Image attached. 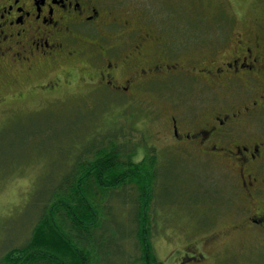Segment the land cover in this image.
Wrapping results in <instances>:
<instances>
[{"label": "rangeland", "instance_id": "obj_1", "mask_svg": "<svg viewBox=\"0 0 264 264\" xmlns=\"http://www.w3.org/2000/svg\"><path fill=\"white\" fill-rule=\"evenodd\" d=\"M150 4L154 15L139 16L141 21L160 31L170 42L185 41L189 48L183 57H191L196 51L199 54L196 46L214 41L217 33L221 37L222 28L264 35V0H151ZM129 7L124 6V10L132 12ZM83 67L76 57L65 62L61 70L70 85H64L54 96L30 88L47 78L49 71L31 78L20 76L13 90L30 92L21 100L7 95V103L0 106L7 107L0 110V264L10 248L30 237L39 204L34 198L43 180L67 172L76 158L74 154L72 159V154L82 146L92 147L100 126V138L120 128L122 138H117L118 142L126 141L127 147L140 151L136 161L144 158L143 145L150 147V155L158 152L161 158V188L158 197L153 191L149 212L158 223V228H152V241L162 263L182 264L184 257L190 256L187 264H264V237L231 229L230 212L238 198L231 197L226 168L206 157L165 148L167 111L173 103L181 104L180 108L188 105L187 94H197L195 83L191 79H177L170 85L156 81L155 96L132 97L93 90L86 80L89 70ZM183 176L193 183L184 186L181 202L160 206L157 201L165 199L166 185ZM196 177L213 184V191L218 193L216 199L198 193L201 183L195 182ZM127 193H122L123 199ZM194 194L200 195L197 201L188 199ZM119 201L122 200L112 204L111 212L113 215L120 208L119 216L115 215L119 218L116 224L126 231L128 223ZM215 231L219 235L207 240ZM115 241L107 239L108 246L113 248L101 257L102 262L119 264L127 256L126 248L118 250Z\"/></svg>", "mask_w": 264, "mask_h": 264}, {"label": "flooded vegetation", "instance_id": "obj_2", "mask_svg": "<svg viewBox=\"0 0 264 264\" xmlns=\"http://www.w3.org/2000/svg\"><path fill=\"white\" fill-rule=\"evenodd\" d=\"M150 1L0 0V106L7 95L21 100L30 92L13 90L20 76L45 70L49 76L30 88L56 95L70 85L61 67L75 57L95 91L155 96L156 81L191 79L197 94L187 91L188 105L167 111L165 148L226 168L238 198L231 229L264 237V35L222 28L221 37L196 46L199 54L183 57L185 41L170 42L141 21L154 15Z\"/></svg>", "mask_w": 264, "mask_h": 264}, {"label": "trees", "instance_id": "obj_3", "mask_svg": "<svg viewBox=\"0 0 264 264\" xmlns=\"http://www.w3.org/2000/svg\"><path fill=\"white\" fill-rule=\"evenodd\" d=\"M98 130L92 147L82 146L72 154V159L74 154L76 158L67 172L43 180L34 198L39 204L31 235L23 244L10 248L1 264H106L101 257L113 248L108 246V238L117 241L118 250L126 248L127 256L119 264H164L155 253L152 228H158V223L149 212L151 195L154 191L158 197L161 188V158L158 152L150 155V147L143 145L144 158L136 161L140 151L127 147L126 141L118 142L117 138H122L120 128L101 138L103 127ZM194 179L201 183L198 193L217 198L212 183ZM188 183L193 182L187 176L171 181L166 185L165 199H159L158 204L165 207L180 203ZM123 192L127 193L126 199L122 198ZM194 195L188 199L197 201L200 195ZM118 200H122L121 211L127 219L126 231L116 224L119 218L115 215L119 216L120 208L113 215L111 212L112 204Z\"/></svg>", "mask_w": 264, "mask_h": 264}]
</instances>
